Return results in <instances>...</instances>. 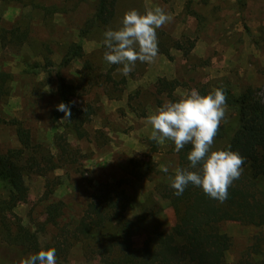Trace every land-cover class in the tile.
<instances>
[{
	"label": "rangeland",
	"instance_id": "rangeland-1",
	"mask_svg": "<svg viewBox=\"0 0 264 264\" xmlns=\"http://www.w3.org/2000/svg\"><path fill=\"white\" fill-rule=\"evenodd\" d=\"M96 1L0 0V32L16 23L29 30L27 41L20 46L0 42V66L12 74L9 94L0 98V151L20 146L15 127L9 123L17 118L30 129L45 154L53 156L55 166L46 174H25L29 197L14 208L23 224L39 229L41 242L56 232L54 226L45 224L50 201L64 202L61 220L72 227L94 186L121 180L126 193L155 211L134 236V247L140 249L153 229L172 236L176 222L165 185L174 178L179 158L167 139L154 146V129L147 119L164 101H172L165 93H157L156 81L160 77L179 79L182 85L174 91L177 99L192 89L200 93L203 87L213 89L220 84L230 87L235 95L253 87L264 98V0H118L114 30L131 9L144 14L146 9L159 6L172 20L157 29L158 55L154 61H137L128 76L118 70L122 65H117L112 72L116 82L108 78L113 64L104 59L102 35L79 36ZM177 40L185 45L192 40L195 45L186 55L174 45ZM75 41L82 43L84 55L60 66L68 45ZM45 55L55 63L52 70L24 72L25 62L44 63ZM56 69L77 87L72 105L78 114L88 116L81 132L68 127L63 117L56 118ZM221 122L229 129L235 125V112L227 104ZM60 134L66 139V153L55 142ZM149 160L154 163L153 170L145 164ZM161 165L168 168L167 173ZM49 190L52 193L46 197ZM0 194L5 195L1 183ZM126 214L134 217L138 212L129 209ZM220 228L232 238L226 252L228 262L245 252L260 231L254 225L231 220L221 223ZM84 247L80 241L72 244L68 264H100ZM27 256L23 246L0 236V264H19Z\"/></svg>",
	"mask_w": 264,
	"mask_h": 264
},
{
	"label": "trees",
	"instance_id": "trees-1",
	"mask_svg": "<svg viewBox=\"0 0 264 264\" xmlns=\"http://www.w3.org/2000/svg\"><path fill=\"white\" fill-rule=\"evenodd\" d=\"M80 1V0H79ZM118 0H97L93 13L79 29L80 37L101 34L108 28L113 29L117 15ZM54 10V9H53ZM57 10V9H55ZM28 27L22 28L16 23L10 28H2L1 44L22 45L28 39ZM174 45L189 54L195 45L175 41ZM84 55L80 41L68 45L60 66L68 65L72 60ZM24 72L38 74L42 70H52L55 63L45 55L44 63L25 62ZM113 65L107 72L110 81H114ZM59 104L65 103L71 111L66 125L81 132L83 122L88 116L78 114L72 105V97L77 95V87L68 83L59 69H56ZM12 74L0 66V98L9 94ZM182 83L177 78L160 77L156 81L157 93H165L172 101L178 99L174 91ZM221 88L226 94V104L236 115V122L231 129L220 124L214 138L212 151L231 150L239 152L245 158L243 172L233 181L228 189V198L223 202L210 198L201 187L189 184L182 195H175L171 183L166 184V194L171 198L176 222L173 235H166L157 229L148 233L140 249L134 247V236L147 218L155 213L143 202L137 201L126 193L123 181L116 183L101 182L94 186L90 198L79 219L72 227L62 222L64 202L52 200L47 206L48 217L45 224H51L56 232L51 239L41 242L39 229L23 224L14 213V208L24 203L29 197V187L25 182L27 172L46 174L53 168V156L45 154L41 145L35 143L30 129L17 118L9 119L15 127L20 146L0 151V183L5 195L0 194V236L10 244L21 245L26 252L35 254L43 245L56 249L57 264H68L67 255L72 244L80 241L84 244L87 255L97 256L100 264H264V98L257 95L253 87L245 88L239 95L223 84L213 89L201 88L200 94L207 95ZM64 117L57 111L56 118ZM65 137H56L57 147L64 153L68 147L63 144ZM168 143L179 158L178 168H190L188 153L192 145H185L179 152L172 140ZM154 146L156 140L152 141ZM230 146V148H229ZM49 165V168L45 166ZM149 170L154 169L151 160L145 163ZM199 167V166H198ZM52 193H46L48 197ZM136 210L138 214L130 217L127 210ZM10 213L11 216L8 215ZM241 221L260 228L254 242L233 262L226 261V252L232 246L231 236L220 228L225 221Z\"/></svg>",
	"mask_w": 264,
	"mask_h": 264
},
{
	"label": "clouds",
	"instance_id": "clouds-1",
	"mask_svg": "<svg viewBox=\"0 0 264 264\" xmlns=\"http://www.w3.org/2000/svg\"><path fill=\"white\" fill-rule=\"evenodd\" d=\"M171 20L172 16L159 6L146 9L144 14L136 9L127 11L120 27L115 30L108 28L103 34L104 59L110 64L122 65L118 70L124 76L134 71L137 61L153 62L158 55L157 29ZM57 110L64 113L62 121L70 120L71 111L67 104L60 103ZM225 111L226 94L223 89H215L207 95L192 89L177 101H164L154 114L148 116V123L154 129L151 139L159 143L165 139L172 140L177 152L185 145L193 146L187 159L190 168L197 170H175L174 178L170 177L175 195H182L191 184L201 187L210 198L223 203L233 181L242 175L245 158L239 152L212 151ZM161 170L168 172L163 165ZM19 264H57L56 249L42 245L38 252L21 259Z\"/></svg>",
	"mask_w": 264,
	"mask_h": 264
}]
</instances>
